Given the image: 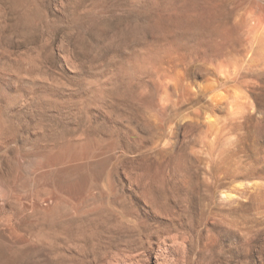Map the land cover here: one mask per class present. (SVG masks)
I'll return each instance as SVG.
<instances>
[{"label": "rangeland", "instance_id": "374dc122", "mask_svg": "<svg viewBox=\"0 0 264 264\" xmlns=\"http://www.w3.org/2000/svg\"><path fill=\"white\" fill-rule=\"evenodd\" d=\"M184 1L0 0V264H264V43Z\"/></svg>", "mask_w": 264, "mask_h": 264}, {"label": "bare ground", "instance_id": "6f19581e", "mask_svg": "<svg viewBox=\"0 0 264 264\" xmlns=\"http://www.w3.org/2000/svg\"><path fill=\"white\" fill-rule=\"evenodd\" d=\"M181 2V1H180ZM175 3V2H174ZM179 3V2H178ZM183 3V2H182ZM172 5V4H171ZM185 18L184 21L189 27H201L205 33L204 35L208 41L220 43H230L239 40H245L252 43H264V0H185ZM173 7V5H172ZM173 11V9H172ZM178 16V15H177ZM184 17V16H183ZM175 18V17H174ZM167 20V19H166ZM199 29V28H197ZM195 30V29H194ZM201 31V30H200ZM246 31L244 34L243 32ZM197 32V31H196ZM198 33V32H197ZM199 33L197 37L199 36ZM196 38V37H195ZM200 38H202L200 36ZM199 39V38H198ZM195 41V40H194ZM208 44H210L208 42ZM257 44V45H258ZM213 45V44H212ZM221 45V44H220ZM211 46V45H210ZM223 46V45H222ZM262 46V45H261ZM149 47V46H148ZM156 47V46H155ZM215 47V46H214ZM258 47V46H257ZM212 48V47H211ZM230 48V47H229ZM235 48V47H234ZM261 48V47H260ZM216 49V48H214ZM220 49V52L221 53ZM219 51V48H218ZM217 51V53H218ZM224 51V50H223ZM226 51H224L225 53ZM249 52V51H248ZM233 53V52H232ZM140 54V53H139ZM223 54V53H222ZM149 55V54H147ZM216 55V54H215ZM135 56V55H134ZM71 60V58H70ZM74 60V59H73ZM72 60V61H73ZM141 60V59H140ZM70 61V62H72ZM138 61V60H137ZM149 61V60H147ZM138 63V62H137ZM264 63V62H263ZM71 65V64H70ZM74 65V62H72ZM129 65V64H128ZM75 66V65H74ZM127 66V65H126ZM128 67V66H127ZM139 67V66H138ZM141 67V66H140ZM121 68V67H120ZM125 68V67H124ZM230 68V67H229ZM228 68V69H229ZM220 70V69H219ZM224 70V69H223ZM230 70V69H229ZM221 71V70H220ZM231 71V70H230ZM234 71V70H233ZM236 71V70H235ZM138 72V71H137ZM143 72V71H142ZM225 72V71H224ZM227 73L228 70L226 71ZM226 73V74H227ZM142 74V73H141ZM140 74V75H141ZM213 74V73H212ZM216 74V73H215ZM222 74V73H221ZM232 74V73H229ZM132 76V75H131ZM230 75H225L228 77ZM224 77V78H225ZM223 77L214 78V87L225 83L226 79ZM209 80V79H208ZM127 81V79H126ZM133 82V81H132ZM99 87V86H98ZM146 87V86H145ZM213 87V88H214ZM149 88V87H147ZM218 90V89H217ZM211 91H214L213 89ZM142 92V91H141ZM146 92V91H145ZM204 92V91H203ZM143 93V92H142ZM148 94V93H147ZM240 94L236 89L232 93H224L221 90L215 91L210 95L209 105L214 109L223 110L228 103L230 105L228 113L231 115L241 114L243 112L242 104L239 102ZM233 98V99H231ZM228 106V105H227ZM215 112V111H214ZM245 113V112H244ZM224 114V113H223ZM226 114V113H225ZM239 114V115H240ZM198 117V116H197ZM237 118V116H235ZM210 126L214 125L212 116L208 114L204 121ZM2 123V122H0ZM1 129V128H0ZM3 129V128H2ZM211 129V128H209ZM70 149V148H69ZM90 149V148H89ZM77 150V149H76ZM81 151V150H80ZM79 151V152H80ZM73 152V151H72ZM76 153V152H75ZM77 154V153H76ZM70 157V156H69ZM68 159V157H67ZM92 162V161H91ZM91 169V168H90ZM215 175V174H214ZM218 182V181H217ZM67 185V184H66ZM65 185V186H66ZM71 188V186H69ZM91 190V189H90ZM234 191V190H233ZM228 199H233L236 195L234 192L224 193ZM85 195V194H84ZM94 197V196H93ZM93 200V199H92ZM87 203V202H86ZM108 203V202H107ZM101 207V206H100ZM84 209H87L84 207ZM91 209V208H90ZM220 209V208H219ZM219 209H213V213L217 214ZM225 209H220V211ZM87 211V210H86ZM221 211V213H223ZM91 212V211H90ZM97 212V211H96ZM81 213V212H80ZM92 213V212H91ZM95 213V212H94ZM86 214V213H85ZM78 216V215H77ZM78 218V217H77ZM83 218V217H82ZM88 221V220H87ZM84 222V221H83ZM91 222V221H90ZM86 223V222H85ZM91 224V223H90ZM80 225V224H79ZM89 225V224H88ZM85 227V226H84ZM69 228V227H68ZM79 228V227H78ZM88 229V228H87ZM86 229V230H87ZM82 230V229H81ZM85 230V231H86ZM51 232V231H50ZM91 232V231H90ZM84 234V233H83ZM93 235V234H92ZM179 237V236H178ZM79 238V237H78ZM81 238V237H80ZM52 239V238H51ZM57 239V238H56ZM55 239V240H56ZM60 239V238H59ZM52 241V240H51ZM54 241V240H53ZM178 241V240H177ZM167 243V242H166ZM163 249L160 250L155 257L157 264H169L168 254ZM179 262V261H178Z\"/></svg>", "mask_w": 264, "mask_h": 264}]
</instances>
